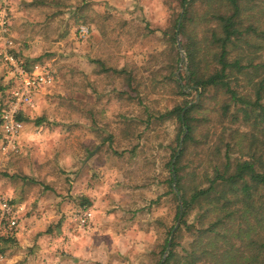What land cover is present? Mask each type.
Here are the masks:
<instances>
[{
    "label": "rangeland",
    "instance_id": "374dc122",
    "mask_svg": "<svg viewBox=\"0 0 264 264\" xmlns=\"http://www.w3.org/2000/svg\"><path fill=\"white\" fill-rule=\"evenodd\" d=\"M189 1L182 33L181 0H0V29L8 24L0 52L27 72L38 65L53 74L37 92L36 107L17 115L19 153L6 157L0 150V200L24 206L18 237L1 244L0 264H162L179 221L168 164L183 135L176 117L164 118L176 107H196L194 135L180 164L184 174L196 169L197 183L206 181L214 162H225L229 145L231 161H251L254 140L256 165L264 170V124L255 128L241 112L237 120L234 103L225 113L230 99L223 90L203 91L189 79L192 51L203 74L216 70L206 48L215 27L205 16L211 3ZM246 3L244 28L253 25L258 33L246 38L253 48L236 49L233 59L261 65L254 75L260 79L264 2ZM12 71L0 58V92L17 88ZM234 76L238 95L255 100L248 77ZM3 132L0 120V148ZM92 167L104 168L97 179L106 199L97 221L81 228L75 218L90 202ZM197 217L192 211L182 218L174 239L178 254L190 250L193 235L185 224L198 225Z\"/></svg>",
    "mask_w": 264,
    "mask_h": 264
},
{
    "label": "trees",
    "instance_id": "16d2710c",
    "mask_svg": "<svg viewBox=\"0 0 264 264\" xmlns=\"http://www.w3.org/2000/svg\"><path fill=\"white\" fill-rule=\"evenodd\" d=\"M252 1L256 0H208L211 8L205 16L215 27L206 37L208 42L206 48L211 55L210 63L216 66V70L209 76L203 74L198 54L192 51L189 79L197 89L203 91L223 90L230 99L229 104L224 107V112L227 113L234 103L240 107L236 113L237 120L241 112L245 122L254 119L255 128H259L258 122L264 124L262 104L264 78L256 79L254 75L262 66L251 62L242 65L243 59L240 55L233 59L236 49L243 46L244 50L249 51L253 48L246 38L258 33V28L253 25L244 28L243 24L244 7L247 5L246 2ZM257 1L264 2V0ZM188 4L192 3L189 0L180 2L184 11L179 16L183 18L179 29L182 33L186 28L183 22L189 15L186 7ZM214 4L217 7H212ZM177 21L174 30L177 29ZM260 35L264 40V31ZM235 74L248 77L247 81L253 86L255 100H247L234 90L232 84L236 79ZM187 107H176L164 115V118L176 117L179 120L183 135L182 138L178 137L179 143H182L180 153L178 155L177 150L174 152L173 161L168 164V168L171 173V192L175 194L179 203L178 216L181 212L183 217H186L190 212L197 211L198 225L185 224L187 230L192 233L193 240L190 250H186L184 255L174 251L176 246L174 234L171 250L164 264H264V170H260L256 165L259 162L257 158L259 150L254 147L258 141L254 140L250 146L253 151L249 157L251 161H231L228 157L231 146H227L225 162L222 164L220 160L214 162L213 175L209 176L206 173L204 175L206 181L197 183L195 178L196 174L199 175L197 170L184 174V169L180 165L195 130L192 126L191 114L196 107ZM262 143L261 151L264 152V141ZM188 192L191 193L189 198ZM167 246L168 241L162 254H165Z\"/></svg>",
    "mask_w": 264,
    "mask_h": 264
},
{
    "label": "built area",
    "instance_id": "2783aa9c",
    "mask_svg": "<svg viewBox=\"0 0 264 264\" xmlns=\"http://www.w3.org/2000/svg\"><path fill=\"white\" fill-rule=\"evenodd\" d=\"M7 31L8 24L4 21L0 29V39L4 38ZM0 58L11 65L12 74L18 78V80H15V85L18 84L15 90L0 92V106H5L0 113V120L4 129V142L0 150L4 156L10 157L19 153L17 139L23 129V123L17 118V115L24 107H36L37 92L40 88L53 82V74L48 68L39 67L38 65L31 72L20 69L19 62L8 53L0 52ZM21 211L9 199L3 198L0 200V247L3 240L14 239L19 234ZM75 219L81 228H87L93 219L92 209L87 206L81 208Z\"/></svg>",
    "mask_w": 264,
    "mask_h": 264
},
{
    "label": "crops",
    "instance_id": "0c3cea01",
    "mask_svg": "<svg viewBox=\"0 0 264 264\" xmlns=\"http://www.w3.org/2000/svg\"><path fill=\"white\" fill-rule=\"evenodd\" d=\"M94 158V157H91ZM94 162V161H93ZM91 161V164L93 163ZM90 165V163H89ZM92 168H96L95 171V175L91 174L89 180H87V189H86V197L88 199H90V202L88 203L93 211V208L95 209V214L93 211V219L91 220V222L97 221L95 219H98V215H100L99 213H101L102 211V206H103V201L104 199H106V190H105V186H104V181L101 180V178L99 177L97 179V175H101V171L102 169H104L103 167H92ZM88 201V200H87ZM20 207V205L18 206ZM93 207V208H92ZM21 209L24 210V206L21 205ZM95 215V216H94ZM90 231H92L93 229L90 227L89 228ZM18 237V235H17Z\"/></svg>",
    "mask_w": 264,
    "mask_h": 264
},
{
    "label": "water",
    "instance_id": "95a60500",
    "mask_svg": "<svg viewBox=\"0 0 264 264\" xmlns=\"http://www.w3.org/2000/svg\"><path fill=\"white\" fill-rule=\"evenodd\" d=\"M180 25H181V20H180V22H179V24H178V27H180ZM184 113H185V110L183 111L182 116L184 115ZM181 148H182V143L180 144V148H179L178 155H179V153H180ZM182 218H183V214H182V212H181L180 215H179V221H178V224H177V226L173 229V231H172V233H171L170 240H169V242H168V248H167V251H169L170 248H171V244H172V241H173V238H174V234H175L176 230L179 228ZM165 259H166V258H164V260L162 261V264H164Z\"/></svg>",
    "mask_w": 264,
    "mask_h": 264
}]
</instances>
